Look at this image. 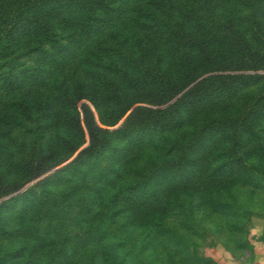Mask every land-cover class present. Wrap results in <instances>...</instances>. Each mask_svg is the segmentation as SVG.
<instances>
[{
    "label": "trees",
    "instance_id": "16d2710c",
    "mask_svg": "<svg viewBox=\"0 0 264 264\" xmlns=\"http://www.w3.org/2000/svg\"><path fill=\"white\" fill-rule=\"evenodd\" d=\"M263 19L264 0H0V136L34 134L0 158L14 177L0 179V197L76 153L0 203V232L31 236L22 223L33 207L51 221L59 187L67 203L97 195L75 213L88 227L120 214L152 226L179 194L206 203L254 180L262 170L250 160L264 159ZM32 53L30 64L13 62ZM156 140L162 155L142 163ZM25 250L0 252V264Z\"/></svg>",
    "mask_w": 264,
    "mask_h": 264
},
{
    "label": "rangeland",
    "instance_id": "374dc122",
    "mask_svg": "<svg viewBox=\"0 0 264 264\" xmlns=\"http://www.w3.org/2000/svg\"><path fill=\"white\" fill-rule=\"evenodd\" d=\"M262 24L264 33V19ZM35 57L36 53H32L13 62L30 64ZM6 69V61L0 60V72ZM27 128L32 125L27 123ZM33 135L26 128H20L0 136V158L6 152H14L17 141H28ZM154 143L156 145H149L144 152L142 163L162 155L161 143L157 140ZM75 155L39 178L1 196L0 203L31 188L38 179L48 176ZM250 162L262 170L256 172L254 180L214 192L208 195L206 203L199 195L179 194L172 199L163 221L152 226L131 224L120 214L112 220L102 221L100 218L88 227L82 221L83 217L75 213L82 204L95 200L97 195L81 191L74 201L71 199L67 203L63 200L66 187L51 189V196H59L54 198L60 202L62 211L53 214L49 221L46 207H33L34 212L28 214L22 223L31 226V236H22L26 234L24 230L7 235L0 232V252L26 247L21 259L7 264H67L68 261L73 264H218V260H240L251 251L256 220L264 219V159L256 157ZM1 178L11 181L14 177L7 176L0 165ZM19 209L20 205L11 204L4 210L12 226L19 224L16 219ZM87 227L96 237L91 243L85 241L87 237L83 234ZM100 232H104L107 238L99 240Z\"/></svg>",
    "mask_w": 264,
    "mask_h": 264
},
{
    "label": "crops",
    "instance_id": "0c3cea01",
    "mask_svg": "<svg viewBox=\"0 0 264 264\" xmlns=\"http://www.w3.org/2000/svg\"><path fill=\"white\" fill-rule=\"evenodd\" d=\"M257 232L252 234V248L248 256L240 260L233 258L218 260V264H261L264 261V219H258L255 223Z\"/></svg>",
    "mask_w": 264,
    "mask_h": 264
},
{
    "label": "clouds",
    "instance_id": "9594fccd",
    "mask_svg": "<svg viewBox=\"0 0 264 264\" xmlns=\"http://www.w3.org/2000/svg\"><path fill=\"white\" fill-rule=\"evenodd\" d=\"M257 232L256 229H253V233L255 234ZM261 264H264V261H261Z\"/></svg>",
    "mask_w": 264,
    "mask_h": 264
},
{
    "label": "water",
    "instance_id": "95a60500",
    "mask_svg": "<svg viewBox=\"0 0 264 264\" xmlns=\"http://www.w3.org/2000/svg\"><path fill=\"white\" fill-rule=\"evenodd\" d=\"M119 124H120V123H119ZM119 124H118V125H119ZM118 125H117V126H118Z\"/></svg>",
    "mask_w": 264,
    "mask_h": 264
}]
</instances>
